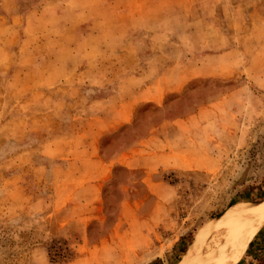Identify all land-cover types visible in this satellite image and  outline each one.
Masks as SVG:
<instances>
[{
  "label": "rangeland",
  "instance_id": "rangeland-1",
  "mask_svg": "<svg viewBox=\"0 0 264 264\" xmlns=\"http://www.w3.org/2000/svg\"><path fill=\"white\" fill-rule=\"evenodd\" d=\"M42 1L14 0L19 18L0 0V23L17 29L0 33V264H182L201 232L206 244L220 236L215 223L228 211L264 203V0H221L227 22L230 8L239 21L226 26L230 53L188 64L218 70L109 129L83 108L104 94L72 77L77 48L28 45L63 36L43 32L58 17L28 13ZM241 251L236 264H264V217L192 264Z\"/></svg>",
  "mask_w": 264,
  "mask_h": 264
},
{
  "label": "crops",
  "instance_id": "crops-1",
  "mask_svg": "<svg viewBox=\"0 0 264 264\" xmlns=\"http://www.w3.org/2000/svg\"><path fill=\"white\" fill-rule=\"evenodd\" d=\"M55 1L60 4L58 11L52 8ZM55 1L44 0L39 12L28 13L43 18L58 17L60 23L44 25L43 32L58 30L62 38L47 42L49 38L44 34L42 40L30 41L28 45L77 48V66L72 77L75 81L93 85L89 87L92 93L104 94L100 99L86 97L91 108L87 109V105L83 108L98 117L97 127L107 129L129 122L136 106L146 102L160 105L165 95L178 93L196 75L218 70L219 67L213 68L209 64L203 68L195 64L190 69L188 64L198 62L196 58L199 57L209 62L213 59L222 62L231 51L224 49L228 41L226 26L237 30L239 22L236 11L231 8L232 22H227V9L218 6L221 0ZM11 2L14 7L12 15L21 18L16 7L18 4L14 0ZM15 29L8 19L6 24L0 23V33ZM64 34L72 36L69 38ZM195 37L203 40V46L207 48L204 55H194ZM171 48L178 49V57L182 60L172 58ZM48 58L42 56L39 60L45 62ZM63 77L68 79L69 76L63 74ZM76 93L79 94L80 90ZM150 137L158 138L156 134H150ZM141 145L147 146V142L143 141ZM147 153L152 152L148 150ZM243 252H237L222 264H236Z\"/></svg>",
  "mask_w": 264,
  "mask_h": 264
},
{
  "label": "bare ground",
  "instance_id": "bare-ground-1",
  "mask_svg": "<svg viewBox=\"0 0 264 264\" xmlns=\"http://www.w3.org/2000/svg\"><path fill=\"white\" fill-rule=\"evenodd\" d=\"M263 217L264 203H257L255 206L239 205L234 207L215 223V226L221 227L218 233L220 236L213 239L212 243L206 244L202 239L204 234L201 232L195 241V246L191 248L188 257L182 264H192L194 258L210 256L222 245L247 236L258 227Z\"/></svg>",
  "mask_w": 264,
  "mask_h": 264
}]
</instances>
